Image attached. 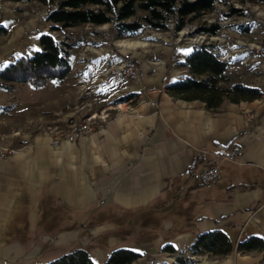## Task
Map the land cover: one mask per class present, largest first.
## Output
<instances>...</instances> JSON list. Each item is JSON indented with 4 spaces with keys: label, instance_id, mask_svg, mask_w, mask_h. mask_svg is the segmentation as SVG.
<instances>
[{
    "label": "crops",
    "instance_id": "0c3cea01",
    "mask_svg": "<svg viewBox=\"0 0 264 264\" xmlns=\"http://www.w3.org/2000/svg\"><path fill=\"white\" fill-rule=\"evenodd\" d=\"M44 17L28 19L0 43V70L39 50L44 32L36 27ZM17 22L8 12L0 17L6 30ZM134 43L127 49L138 62L139 81L100 82L101 72L126 51L87 46L89 56L78 52L79 61L54 82V97L35 114L18 121L15 110L0 109V146L15 150L0 158V264H46L74 249H84L93 264H105L119 249L140 255L131 264H174L165 246L187 255L197 236L212 230L227 236L232 251L222 258L198 255L194 264H264L263 253L236 250L249 237L264 241V77L242 82L261 98L225 99L208 109L167 93L184 78L179 65L194 47ZM215 49L222 60L228 55L229 73L237 70L231 52ZM253 62L264 70L262 61ZM83 84L96 86L97 107L121 105L101 129L54 147L44 128L70 115ZM0 106L10 107L2 96ZM219 145L237 157L216 161L219 180L202 186L187 174L188 163L200 150L214 161Z\"/></svg>",
    "mask_w": 264,
    "mask_h": 264
},
{
    "label": "trees",
    "instance_id": "16d2710c",
    "mask_svg": "<svg viewBox=\"0 0 264 264\" xmlns=\"http://www.w3.org/2000/svg\"><path fill=\"white\" fill-rule=\"evenodd\" d=\"M243 4L246 0H237ZM264 3V0H248ZM48 8L44 22L49 32L84 25L102 26L113 24L114 29L128 37L138 35L145 25L155 31H180L187 23L198 22L194 34L206 37L217 36L223 29L218 21L207 22L203 16L216 11L215 3H223L228 11L223 17L246 15L242 9L233 8L226 0H38ZM246 30H244L245 32ZM8 31L0 27V36ZM39 50L21 56L0 70V88L11 90L14 83H29L42 88L48 80L62 81L71 71L70 51L74 43L53 38L49 33L38 36ZM186 70L184 78L167 87V93L183 101H200L208 109H215L223 100L232 103L253 101L262 97L257 88L245 86L228 72V62L222 60L215 45L201 43L194 46L185 61L179 65ZM125 101L133 100L126 96ZM121 102V101H120ZM242 254H264V241L249 237L236 246ZM163 251L175 256L174 264H194L189 256L208 255L222 258L232 251L227 236L218 230L201 233L183 255L167 245ZM139 254L119 249L112 252L105 264H131ZM264 262V258H263ZM46 264H93L84 249H74Z\"/></svg>",
    "mask_w": 264,
    "mask_h": 264
},
{
    "label": "rangeland",
    "instance_id": "374dc122",
    "mask_svg": "<svg viewBox=\"0 0 264 264\" xmlns=\"http://www.w3.org/2000/svg\"><path fill=\"white\" fill-rule=\"evenodd\" d=\"M233 8L242 9L246 13L244 16L223 17L228 11V7L223 3H215L216 11L203 16L207 22L218 21L223 29L217 36L210 37L194 34L198 22L187 23L180 31H173V24L169 23V30L155 31L147 26H143L137 36L128 37L118 33L113 24L102 26L84 25L75 28H67L57 32H49V24L44 22V18L37 22L36 31L49 33L53 38L66 43H74L76 46L70 51V63L73 67L78 62V52L87 54V46H93L99 52L104 45L108 47H119L128 52L127 46L132 45L139 40V46L153 47L170 46L173 43L183 45L184 47H194L201 43H211L215 48L223 47L225 52H231L233 61L230 64L236 65L235 69L229 74L237 81L253 82L261 80L264 77V70H261L258 64L254 63L255 49L264 46V3L248 1L243 4L237 0H226ZM48 8L42 5L38 0H0V17L11 13L17 17L18 22L9 26L8 34L0 36L1 42H9L19 26L23 27L24 23L30 18L38 19L46 15ZM244 30H246L244 32ZM181 33V34H180ZM27 34H25L26 36ZM29 36V35H28ZM196 36L201 39L195 40ZM204 37V39H203ZM237 58V59H236ZM247 59L245 64L241 63ZM263 62V61H262ZM264 63V62H263ZM249 65L252 67L247 68ZM252 69H255L251 72ZM237 71V72H236ZM55 81L48 80L42 88H34L29 83H14L11 90L0 88V98L4 97L5 104L9 108H1L2 111L15 110L16 120L23 121L25 113L35 114L37 106L50 100L55 95ZM78 89L76 91L77 97ZM9 99V100H7Z\"/></svg>",
    "mask_w": 264,
    "mask_h": 264
},
{
    "label": "built area",
    "instance_id": "2783aa9c",
    "mask_svg": "<svg viewBox=\"0 0 264 264\" xmlns=\"http://www.w3.org/2000/svg\"><path fill=\"white\" fill-rule=\"evenodd\" d=\"M227 56L223 59L226 60ZM254 61L264 62V46L255 49ZM140 69L137 60L131 52H123L120 62L106 67L99 77L100 82L112 81L116 85H122L127 79L139 81ZM96 86L83 84L78 87L75 103L70 109V115L62 120L58 117L54 124L44 128L51 136V145L56 147L61 142H75L86 138L88 135L101 129L110 117V110L119 107L121 102L97 107L95 100ZM132 100H129L131 102ZM10 146H0V158H6L14 153ZM214 161L207 160V153L200 150L188 163L187 174L200 185L209 187L220 178V168L216 161H233L237 157L235 149L228 150L219 145L213 154ZM194 259V256H189Z\"/></svg>",
    "mask_w": 264,
    "mask_h": 264
},
{
    "label": "water",
    "instance_id": "95a60500",
    "mask_svg": "<svg viewBox=\"0 0 264 264\" xmlns=\"http://www.w3.org/2000/svg\"><path fill=\"white\" fill-rule=\"evenodd\" d=\"M195 38H197L199 40V39H201V36H196Z\"/></svg>",
    "mask_w": 264,
    "mask_h": 264
},
{
    "label": "bare ground",
    "instance_id": "6f19581e",
    "mask_svg": "<svg viewBox=\"0 0 264 264\" xmlns=\"http://www.w3.org/2000/svg\"><path fill=\"white\" fill-rule=\"evenodd\" d=\"M181 34V33H180ZM195 40H198L197 38H195ZM200 41V40H199ZM132 45H135V43H133Z\"/></svg>",
    "mask_w": 264,
    "mask_h": 264
}]
</instances>
